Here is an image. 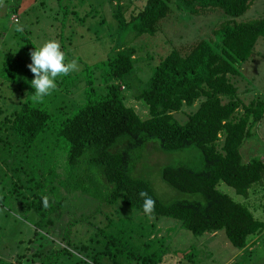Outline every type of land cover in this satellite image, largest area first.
I'll list each match as a JSON object with an SVG mask.
<instances>
[{
	"label": "rangeland",
	"instance_id": "374dc122",
	"mask_svg": "<svg viewBox=\"0 0 264 264\" xmlns=\"http://www.w3.org/2000/svg\"><path fill=\"white\" fill-rule=\"evenodd\" d=\"M146 1L121 0L126 20L130 21ZM115 5V0H0V259L13 264H29L32 260L40 263L71 242L73 246L68 248L71 255H60L58 264H81V259L89 260L85 253L80 254L82 246L90 247L89 252L102 248L104 231L111 232V223L130 219L125 225L151 223L159 229L158 236L165 238L167 249L161 264H264V231L251 236L248 248L242 251L230 244L223 231L196 236L175 219L150 215L144 220L143 216H135L122 207L98 205L88 195L70 194L65 189L66 185L72 187L76 183L82 169L68 170L69 146L58 135L61 123L87 102L89 82L97 94L105 93L108 69L104 63L116 48L136 50L133 73L117 84L126 87L122 88L126 106L146 119L148 107L136 101L135 94L147 86L154 69L171 52L177 50L187 55L200 41L215 45L219 41V29L227 21L248 23L264 18V0H254L237 18L219 9L197 8L199 13L192 15L179 9L172 0L171 12L161 21L158 32L135 38L130 29H119L114 18ZM18 27L20 31L16 30ZM24 39H29L35 47L55 40L66 62L75 60L78 65L77 71L58 77L55 89L39 101L31 95L34 90L30 81L34 77L27 68L31 63L30 51L25 49ZM239 72L231 78L238 98L246 105L264 100V38L258 39L250 60L239 67ZM27 100L48 112L51 122L31 151L30 159L24 161L20 149L6 140L7 131L1 124ZM197 108L198 103L185 107L174 118L184 124ZM241 155L244 163L254 159L264 161V117L252 129ZM134 160L139 164L134 176L149 181L163 202L193 198L166 184L161 171L166 166L179 164L197 166L199 153L195 148L163 154L155 144H150L144 151L136 152ZM89 171L96 176L95 189L103 191L102 176L95 168ZM80 183L89 185L84 179ZM217 188L235 202L244 204L255 219L264 222V182L254 185L248 197L238 195L224 183H219ZM42 197L48 199L46 208L42 206ZM60 200L63 204L57 209ZM41 210L45 216L39 219ZM74 221L69 241L65 240L66 228Z\"/></svg>",
	"mask_w": 264,
	"mask_h": 264
},
{
	"label": "trees",
	"instance_id": "16d2710c",
	"mask_svg": "<svg viewBox=\"0 0 264 264\" xmlns=\"http://www.w3.org/2000/svg\"><path fill=\"white\" fill-rule=\"evenodd\" d=\"M171 1L147 0L144 7L127 21L121 0H115L114 18L119 29H130L135 38L155 35L161 21L171 12ZM253 2L175 0L179 9L192 15H197L198 9H219L232 18L242 16ZM218 34L219 41L215 45L200 41L187 55L175 50L154 69L147 86L134 97L148 107L146 119L126 106L122 90L126 87L117 84L133 73L136 50L133 47L114 50L104 63L108 69L105 93L97 94L93 83L89 82L87 102L74 116L61 123L58 132L69 146L68 170L82 169L76 183L72 187L65 186L68 193L81 192L98 205L122 207L145 220L148 216L142 211L143 198L139 196L143 191L154 201L150 215L175 219L196 236L223 231L234 248L242 251L248 248L249 238L264 231V222L255 219L244 204L219 191L217 185L224 183L238 195L248 197L254 185L264 182V161L254 159L244 163L241 155L252 129L264 117V100L244 104L231 80L240 74L239 67L250 60L258 39L264 38V18L248 23L227 21L221 25ZM24 41L25 49L35 50L29 39ZM196 103L197 110L188 115L184 124L174 118L175 113ZM50 122L48 112L27 100L1 125L7 131L6 140L20 149L21 159L27 161ZM150 144H155L163 154L189 148L197 150V166L179 164L166 166L161 171L166 184L192 199L165 203L149 181L134 176L139 165L135 163L134 154L144 151ZM89 168H95L104 179L103 191L95 189L96 176ZM82 179L89 185L82 186ZM58 203L57 209L63 204L62 200ZM38 216L40 219L45 214L41 210ZM130 221L111 223V232L103 233L102 248L89 252L90 247L82 246L80 254L85 253L89 260L81 259L80 263L161 264L167 249L165 238L158 236L159 229L151 223L148 226L125 225ZM75 222H69L65 240ZM72 246L67 242L66 247L44 257L40 263L32 260L29 264H58L60 255H71L68 248ZM0 264L13 263L0 259Z\"/></svg>",
	"mask_w": 264,
	"mask_h": 264
},
{
	"label": "clouds",
	"instance_id": "9594fccd",
	"mask_svg": "<svg viewBox=\"0 0 264 264\" xmlns=\"http://www.w3.org/2000/svg\"><path fill=\"white\" fill-rule=\"evenodd\" d=\"M20 31L18 27L16 29ZM30 51V61L27 65L29 71L33 74L30 81V87L34 90L32 98L36 101L50 94L56 87V79L67 75L70 71H77L78 65L75 60L66 62L64 53L60 50L59 44L55 40L46 41L43 45ZM143 198L142 211L146 216H150L154 201L143 191L139 193ZM42 206H48L47 197H42Z\"/></svg>",
	"mask_w": 264,
	"mask_h": 264
},
{
	"label": "built area",
	"instance_id": "2783aa9c",
	"mask_svg": "<svg viewBox=\"0 0 264 264\" xmlns=\"http://www.w3.org/2000/svg\"><path fill=\"white\" fill-rule=\"evenodd\" d=\"M13 21H14V22H18V19L15 18V17H13Z\"/></svg>",
	"mask_w": 264,
	"mask_h": 264
},
{
	"label": "crops",
	"instance_id": "0c3cea01",
	"mask_svg": "<svg viewBox=\"0 0 264 264\" xmlns=\"http://www.w3.org/2000/svg\"><path fill=\"white\" fill-rule=\"evenodd\" d=\"M255 248V247H254ZM253 249V248H252ZM252 249H250V251L252 250Z\"/></svg>",
	"mask_w": 264,
	"mask_h": 264
}]
</instances>
